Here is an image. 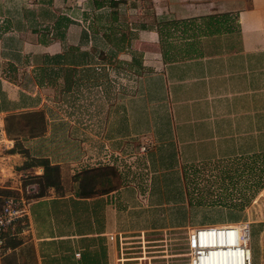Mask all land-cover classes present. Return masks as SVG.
I'll list each match as a JSON object with an SVG mask.
<instances>
[{
  "label": "crops",
  "instance_id": "1",
  "mask_svg": "<svg viewBox=\"0 0 264 264\" xmlns=\"http://www.w3.org/2000/svg\"><path fill=\"white\" fill-rule=\"evenodd\" d=\"M149 1L153 22L129 27L117 19L128 0H0V170L27 156L60 167L59 185L26 197L0 264H120L118 237L189 226L166 210L171 177L187 216L186 170H264V0ZM112 25L131 43L99 37ZM106 57L141 62L135 92L132 75L97 70ZM53 92L71 96L70 116ZM140 152L145 181L122 163Z\"/></svg>",
  "mask_w": 264,
  "mask_h": 264
},
{
  "label": "rangeland",
  "instance_id": "2",
  "mask_svg": "<svg viewBox=\"0 0 264 264\" xmlns=\"http://www.w3.org/2000/svg\"><path fill=\"white\" fill-rule=\"evenodd\" d=\"M68 1V6L77 4V0ZM150 7L151 3L149 0L147 2H141V0L140 2L138 0H128L127 3L121 5V13L118 10L117 19L121 18V21L127 22L129 27V22L134 23L135 20H141V17L143 20L153 22L151 14L147 13V10H151ZM125 30L130 31L131 29L128 28ZM107 33H110V31H107ZM99 37L108 40L104 30L100 32ZM132 39H134V37ZM111 50H113V53L116 52L115 48H111ZM132 59L135 63L132 61L130 62L131 65L122 64L118 66V63L111 64L108 62V59L105 58V60L98 61L100 65L97 66V70L125 72L129 76L132 75V77H128V81H123L128 82L127 91L130 95L131 92H135L136 88L134 71L141 63L139 60L137 62V59H134V57ZM62 96H64L63 101L66 103V106L67 104L69 106L63 108L61 106L60 111L64 110V115L70 116L72 112L71 109L73 108L71 96L57 95L56 92H53L50 100L55 107L61 102L59 97ZM53 112L56 113V110ZM87 123L91 124L90 121ZM84 129L85 131L83 132H86V128ZM30 131L31 130L28 131L29 135ZM32 131L43 133L45 128H36ZM14 148L13 150H21L17 144ZM146 151H144V154ZM141 154L143 153L140 152L139 155L136 154L137 157L133 158L126 156V158L122 159V163L125 164L128 172L139 175L137 177H142L145 181V179L149 180L150 176H152V170H142L141 165L144 154L143 156H141ZM25 159L21 166L16 167V173L14 174L10 175V171L8 170H0V185L9 184L11 187H0V190H6L7 196H15L26 202V197H33L37 191H39L40 182L37 180L38 176H31V174L29 176L27 171L26 173L22 171L35 170L38 166L34 165V168H31V162H35V158L27 156ZM110 160L109 158L105 159L106 162ZM125 166L122 165L121 168L124 169ZM31 172L33 174V171ZM140 173L142 175L144 174V176H141ZM170 182L171 185L161 192V196L164 201L171 205L166 210L171 208L170 212L174 213V217L177 216V220H179L180 217H183L185 220L187 219L190 227H194L198 223L214 225L226 221H237L235 223L247 221L250 223L252 230L251 248L253 249V264H264V261L261 262V257H264V170H186L185 182L189 198L193 203L192 210L187 216H183L181 207L177 205V202L180 200L178 191L172 190L174 187L172 177ZM154 192L157 193V182H155ZM7 196L5 195V197H3V203ZM154 212H156L155 215H157V208ZM169 220L171 219L169 218ZM153 225L156 224L154 223ZM189 226L187 228L179 227L154 232L148 231L145 233L136 232L124 234L122 237L125 239L118 237V244L120 247L119 258H123V255H121V240H123V243H126L123 247L127 248L124 250V256L130 258L126 261V264H189L191 250L187 247L185 239L186 233L190 228ZM201 226H203V224H201ZM255 228L258 231L257 236H255ZM119 263L123 264L122 262Z\"/></svg>",
  "mask_w": 264,
  "mask_h": 264
},
{
  "label": "built area",
  "instance_id": "3",
  "mask_svg": "<svg viewBox=\"0 0 264 264\" xmlns=\"http://www.w3.org/2000/svg\"><path fill=\"white\" fill-rule=\"evenodd\" d=\"M147 146H141L146 151ZM27 214V202L14 196L6 197L0 210V250L5 245V234L14 223ZM252 230L250 223L242 222L220 225L198 226L187 235L186 245L191 250L189 264H217L223 253V264H253L251 252ZM114 239V236H110ZM122 238V237H121ZM125 239V238H123ZM122 242L120 262L126 264L130 259L124 256ZM221 262V260H220ZM219 262V264H221Z\"/></svg>",
  "mask_w": 264,
  "mask_h": 264
},
{
  "label": "trees",
  "instance_id": "4",
  "mask_svg": "<svg viewBox=\"0 0 264 264\" xmlns=\"http://www.w3.org/2000/svg\"><path fill=\"white\" fill-rule=\"evenodd\" d=\"M115 3H117V2L113 1V4H115ZM118 29L119 28H117L114 25L110 26L108 28V31H110V33L105 32V36L107 37V39L109 41H111L112 43L117 44L118 47L119 46L123 47V45L127 42L130 44L132 36H133V32L131 30L130 31L129 30H121V33L119 34ZM161 34L164 37L165 32L161 30ZM162 42H163V47H164V39L162 40ZM107 59H108L109 63H111V64L115 63L112 60L113 59L112 57H109ZM139 63H138V65H139ZM122 64L123 63L118 61V66H120ZM125 64L131 65L130 62L125 63ZM7 133L12 136L11 128L7 127ZM29 133L31 136H36V135L41 134V133H38V132H35L32 130ZM17 145L21 148V150H19L21 153H24V154L27 153V150L23 149V147H21L20 143H18ZM12 151H16V150H12ZM31 165H33V166L38 165V166H42L44 168V174L41 176H38V179H37L40 182V186H39L40 190L38 192V194L40 193L39 195H42V193H44L45 188L47 186H54V185L60 184V167L58 165L51 164L47 158H35V162H31ZM0 191H1L0 192V210H1L2 205H3V197H5V195L7 196V191L6 190H0ZM80 194L83 195V194H88V193H86V191H84V189H81Z\"/></svg>",
  "mask_w": 264,
  "mask_h": 264
},
{
  "label": "bare ground",
  "instance_id": "5",
  "mask_svg": "<svg viewBox=\"0 0 264 264\" xmlns=\"http://www.w3.org/2000/svg\"><path fill=\"white\" fill-rule=\"evenodd\" d=\"M229 224H234V223H229ZM220 260H221V262H220ZM223 261H224V255H223V253L221 254V255H219V257H218V259H217V264H219V262L221 263V264H223Z\"/></svg>",
  "mask_w": 264,
  "mask_h": 264
}]
</instances>
